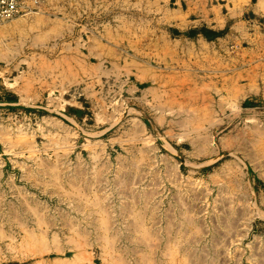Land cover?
Listing matches in <instances>:
<instances>
[{"label": "rangeland", "instance_id": "374dc122", "mask_svg": "<svg viewBox=\"0 0 264 264\" xmlns=\"http://www.w3.org/2000/svg\"><path fill=\"white\" fill-rule=\"evenodd\" d=\"M25 2L0 25V264H264V15Z\"/></svg>", "mask_w": 264, "mask_h": 264}, {"label": "crops", "instance_id": "0c3cea01", "mask_svg": "<svg viewBox=\"0 0 264 264\" xmlns=\"http://www.w3.org/2000/svg\"><path fill=\"white\" fill-rule=\"evenodd\" d=\"M236 5L235 7L232 9V14L234 13V15H231L230 12L228 11L229 15L232 17L234 16V18L232 19H236L238 21L234 22V26L237 28H241V23L243 21H240L243 17H244V13L246 11H248V9L251 10L252 13H254L255 15H264V0H244V2L239 3L238 0H234ZM230 18L226 17L225 21L228 20Z\"/></svg>", "mask_w": 264, "mask_h": 264}, {"label": "built area", "instance_id": "2783aa9c", "mask_svg": "<svg viewBox=\"0 0 264 264\" xmlns=\"http://www.w3.org/2000/svg\"><path fill=\"white\" fill-rule=\"evenodd\" d=\"M25 0H0V25L9 19L28 12Z\"/></svg>", "mask_w": 264, "mask_h": 264}, {"label": "bare ground", "instance_id": "6f19581e", "mask_svg": "<svg viewBox=\"0 0 264 264\" xmlns=\"http://www.w3.org/2000/svg\"><path fill=\"white\" fill-rule=\"evenodd\" d=\"M0 55H1V53H0ZM183 118H184V117H183ZM185 119H186V118H185ZM188 119L190 120L191 118H188ZM180 121H181V120H180ZM183 121H184V119H183ZM178 122H179V121H178ZM181 122H182V121H181ZM189 123H191V122H189ZM180 124L182 125V123H180ZM184 125H185V124H184ZM184 125H182V126H184ZM189 125H190V124H189ZM191 125H193V123H192ZM187 126H188V125H187ZM187 126H186V127H187ZM186 127H185V128H186ZM192 127H193V126H192ZM200 127H201V126H200ZM203 128H204V127H203ZM193 129H194V127H193ZM193 129H192V130H193ZM199 129H200V128H199ZM251 129H252V128H251ZM253 129H254V128H253ZM195 130H196V129H195ZM202 130L204 131V129L201 128V132H202ZM254 130H255V129H254ZM197 131H198V128H197L196 132H197ZM261 131H262V130H261ZM253 132H254V131H253ZM255 132H257V131L255 130ZM255 132H254V133H255ZM259 132H260V131H259ZM259 132L255 133V135L257 136L258 134L261 133V132H260V133H259ZM263 134H264V133H263ZM197 135H198V133H197ZM259 137H260V135H259ZM261 137H264V136L261 134ZM256 138H258V137H256ZM256 138L254 137L253 140L256 139ZM260 139H261V141H260ZM260 139H256L255 141L258 140V141L262 142V139H263V138H260ZM263 140H264V139H263ZM251 143H252V142H251ZM257 143L259 144V146H260V145H261V147L263 146V145H262L263 142H262L261 144H260L259 142H257ZM263 144H264V143H263ZM254 146H255V148H256V144H254ZM257 149H260V152H259V150H257L259 153L262 152V151H261L262 148H257ZM263 152H264V151H263ZM262 154H263V153H262ZM263 155H264V154H263ZM263 155H262V156H263Z\"/></svg>", "mask_w": 264, "mask_h": 264}]
</instances>
